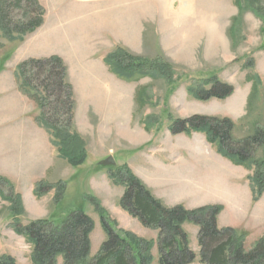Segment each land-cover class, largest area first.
I'll return each mask as SVG.
<instances>
[{"label":"rangeland","instance_id":"1","mask_svg":"<svg viewBox=\"0 0 264 264\" xmlns=\"http://www.w3.org/2000/svg\"><path fill=\"white\" fill-rule=\"evenodd\" d=\"M84 1H87L86 5L90 6L93 12L95 0ZM170 1L181 4L185 0ZM237 1L186 0L191 7L192 17L185 20L186 17L172 15L171 24L182 28L174 33L175 35H167V39L171 41L170 56L161 48L158 52L154 51V47L146 48L139 55L130 52L146 60L160 59L170 66L174 74L172 84L166 79L151 78L127 82L114 75L115 85L111 82L108 86L107 83L106 86H102L101 92H95L93 97L87 89L89 92L78 93L75 98L73 89L75 112L69 132L77 134L84 141V150L80 148L79 152H87L88 160L86 164L77 168L64 160L59 162L49 175H43L45 176L43 180L33 182L34 189L40 183H44L43 190L49 186L53 188L41 198L36 197L35 190H29L32 196L23 200L26 196L24 189H16L8 181L1 184L0 190L3 194H0V258L11 256L16 264H33L31 246L13 230L11 205L3 199L4 196L10 195L19 206L20 199L22 201L24 214L19 218L22 225L42 219H51L58 223L73 211H85L95 225L90 237L91 255L95 257L106 240V234L101 224L100 212L97 211L95 202L91 201L93 197L99 201L109 219L117 223V230L130 232L141 239L155 242L152 264H159L157 246L159 231L144 227L138 219L121 207L125 187L117 185L112 176L117 178L125 165L151 193L154 191L156 193V195L152 193L154 197L168 208L182 206L178 205L182 198L188 199L192 210L206 206H221L220 194L213 187L220 174L217 168L206 165V160L218 154L216 146L211 145L204 134L173 135L169 128L178 119H189L199 115L231 119L234 123L233 138L236 141L252 136L258 127L264 129V22L250 11L246 10L240 14V5ZM75 2L82 3L83 0H22L21 3L19 0H5L0 5V19L5 27L13 30L14 36L18 37L14 31L38 18L39 6L44 11L47 8L52 18L51 13L55 14L56 8L62 6L69 8L76 5ZM154 2L156 0H138L133 1V4ZM258 5L264 13V0H259ZM45 16L46 14L44 19ZM93 20V15L88 14V11L81 12L74 15L71 25ZM37 30L30 34L29 38L44 32L42 29ZM39 40L44 41L42 38ZM19 45L18 41H9L0 30L1 70L6 67L11 69L17 67L15 64L19 58L14 54ZM12 56L14 57L10 61ZM171 56H177L180 62L174 61ZM185 59L189 62H185ZM210 75H216L224 83L233 86L235 90L233 96L227 100L212 99L206 102L192 98L188 94V88L200 78H207ZM257 80H260L259 83ZM39 112L42 115L41 107ZM148 118L155 119L154 126L149 129L146 128ZM66 119L63 114L60 117L54 116L52 120L59 122L60 127L64 128ZM160 154L163 156L160 157ZM263 155L260 149L255 157L262 159ZM111 156L115 158L117 165L102 166L101 162ZM160 158L168 162L169 166L161 168L157 164ZM182 167L187 168L186 175L182 177L189 178H180L175 185L169 183L161 187L160 176L171 181L176 173L181 171L185 174ZM218 186L222 188L220 184ZM59 187L62 188L60 192L63 197L59 209H56L55 195ZM157 190L163 194L161 198ZM187 190H192L195 193L194 197L184 196V191ZM254 215L246 227L250 228L252 220L254 222ZM226 218L228 222L236 224L240 222L231 212H227ZM218 226L223 228L219 223ZM183 228L189 235L190 248L197 256L194 264H201L199 227L186 223ZM247 229L236 230L249 235L244 246L246 252H250L264 236L262 233L264 230L262 227L252 231ZM256 239L259 240L255 242ZM58 264H63L62 257H59Z\"/></svg>","mask_w":264,"mask_h":264},{"label":"trees","instance_id":"2","mask_svg":"<svg viewBox=\"0 0 264 264\" xmlns=\"http://www.w3.org/2000/svg\"><path fill=\"white\" fill-rule=\"evenodd\" d=\"M5 0H0V5ZM35 1V0H34ZM239 1V2H238ZM239 13L246 10L252 12L264 22V13L259 8V0H238ZM21 3L22 0H19ZM258 5V6H257ZM21 6V5H20ZM38 18L29 24L21 25L15 37L13 30L0 19V30L11 42L20 41L44 24L45 11L38 7ZM105 63L111 73L118 79L136 82L138 79H166L172 84V68L158 60H146L137 57L126 49L118 47L105 58ZM22 85L33 92V98L42 110L41 123L51 133L54 145L59 155L72 167L77 168L86 164L87 152L84 141L77 134H71L75 103L73 88L68 82V71L64 62L56 56L47 59H32L19 66ZM258 83L260 80H257ZM175 83V82H174ZM234 87L221 81L216 75L200 78L188 88V94L202 102L212 99L227 100L234 94ZM65 115L66 123L60 127L59 122L52 120ZM155 124V119L148 118L146 128ZM173 135L204 134L207 141L216 146L217 152L230 160L236 166H253L254 172L250 177L254 192V201L258 202L264 194V155L262 159L255 156L262 149L264 153V129L256 128L252 136L241 141L233 138L234 123L229 118L194 116L189 119H178L169 128ZM84 145V146H83ZM119 176H112L117 185L125 187L121 199V207L138 219L146 228L159 231L157 246L159 264H194L197 256L190 248L189 235L183 226L186 223L199 227L198 242L200 246L201 264H264V236L256 243L250 252L245 250L247 234L233 228H220L218 217L221 206H206L187 210L183 206L168 208L158 200L145 184L135 176L127 165L119 171ZM8 183L0 177L1 184ZM40 183L35 189L37 198L50 192L51 186L45 187ZM61 187L55 195L56 209L61 203ZM0 194L3 192L0 190ZM4 196V195H3ZM10 203V215L14 232L22 236L31 246L33 264H58L62 257L63 264H152L153 240H145L130 232L117 230L116 222L111 221L97 199L91 197L100 213L101 224L106 234L98 254L92 257L91 234L94 231L93 220L83 210L70 213L61 222L42 219L22 225L19 218L24 214L20 205L10 195L3 197ZM0 264H16L11 256L0 258Z\"/></svg>","mask_w":264,"mask_h":264},{"label":"crops","instance_id":"3","mask_svg":"<svg viewBox=\"0 0 264 264\" xmlns=\"http://www.w3.org/2000/svg\"><path fill=\"white\" fill-rule=\"evenodd\" d=\"M133 1L138 0H95L91 12V7L83 0L82 3L75 2L76 5L69 8H56L55 14L51 13L52 18L45 8L44 25L40 28L44 32L36 35V38H29L28 35L22 42L18 41L20 45L14 54L19 58L15 64L17 67L0 69V177L11 182L16 189H24L26 196L23 200L32 196L29 190H35L33 182L43 180V175H49L64 159L60 157L51 133L40 121V106L33 98V92L22 85L18 69L20 64L32 59L59 57L67 68L68 82L72 85L76 98L78 93L89 92L87 89L93 97L107 83L108 86L111 82L115 85L116 77L110 73L105 58L118 47L138 55L148 47H154L156 52L161 48L170 56L171 41L169 42L167 35L176 34L182 28L171 24L172 15L190 20L192 10L189 3L186 0L181 4L170 0H156L151 4H133ZM87 11L94 17L92 22L71 25L74 15ZM41 38L44 41L41 42ZM176 57L171 56L174 61L180 62ZM185 62L189 60L185 59ZM161 156L163 155L160 154ZM157 164L161 168L169 166L161 158ZM206 165L217 168L220 174L217 180L222 188H219L217 180L213 185L214 190L220 194L219 205L223 208L218 217L219 225L223 228L247 229L246 224H249L255 214L254 222L252 220V225L247 230L259 227L264 230V195L255 203L250 181L254 169L251 166H236L219 154L206 160ZM182 170L185 174L180 171L171 181L160 176L161 187L169 183L175 185L180 178H189L182 177L186 175L187 168L182 167ZM157 192L161 198L163 194L158 190ZM194 195L192 190L184 191L186 197L192 198ZM182 199L178 205L192 210L188 199ZM227 212L237 216L240 222H228ZM247 236L248 239L249 235Z\"/></svg>","mask_w":264,"mask_h":264},{"label":"water","instance_id":"4","mask_svg":"<svg viewBox=\"0 0 264 264\" xmlns=\"http://www.w3.org/2000/svg\"><path fill=\"white\" fill-rule=\"evenodd\" d=\"M101 165L104 167H113L116 166V160L113 156L109 157L108 159H106L105 161L101 162Z\"/></svg>","mask_w":264,"mask_h":264},{"label":"bare ground","instance_id":"5","mask_svg":"<svg viewBox=\"0 0 264 264\" xmlns=\"http://www.w3.org/2000/svg\"><path fill=\"white\" fill-rule=\"evenodd\" d=\"M132 135V134H131ZM134 138V137H133ZM140 138V137H139ZM130 139H132V138H130ZM137 139V138H136Z\"/></svg>","mask_w":264,"mask_h":264}]
</instances>
